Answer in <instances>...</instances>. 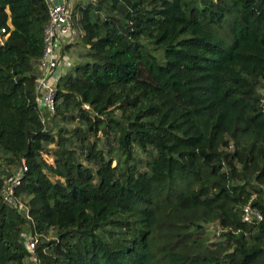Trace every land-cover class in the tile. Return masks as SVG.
Here are the masks:
<instances>
[{
    "label": "trees",
    "instance_id": "1",
    "mask_svg": "<svg viewBox=\"0 0 264 264\" xmlns=\"http://www.w3.org/2000/svg\"><path fill=\"white\" fill-rule=\"evenodd\" d=\"M71 10L79 35L56 50L81 61L49 113L47 6L0 0V264H264V0ZM23 161L28 218L1 195ZM247 205L260 221H242Z\"/></svg>",
    "mask_w": 264,
    "mask_h": 264
},
{
    "label": "built area",
    "instance_id": "2",
    "mask_svg": "<svg viewBox=\"0 0 264 264\" xmlns=\"http://www.w3.org/2000/svg\"><path fill=\"white\" fill-rule=\"evenodd\" d=\"M44 2L47 6V21L44 24L42 55L38 61L36 99L40 108L53 113L56 105V83L62 73L60 64L64 59L56 48L65 42L66 39L77 37L79 33L73 25L69 0H44ZM4 33L5 29H2L0 43L3 41L1 34ZM260 94L264 99V89L261 90ZM26 170L27 166L23 161L21 172L5 183L1 190V195L6 205L22 210L28 218V208L15 197V190L20 185L21 175ZM261 219V214L255 208L249 205L244 208L242 215L243 222L250 223L254 220L260 221ZM221 232V230L216 231L215 236H218ZM37 242V236L29 234L25 243L26 249L28 251L34 250Z\"/></svg>",
    "mask_w": 264,
    "mask_h": 264
},
{
    "label": "rangeland",
    "instance_id": "3",
    "mask_svg": "<svg viewBox=\"0 0 264 264\" xmlns=\"http://www.w3.org/2000/svg\"><path fill=\"white\" fill-rule=\"evenodd\" d=\"M85 1L86 0H69L70 8H72L73 5L76 4V3H78V2H85ZM63 57H64V59L62 60V62L60 64V67L63 70V72L65 71L64 74L67 73V72H69V71H72V69L74 68V66L76 64L80 63V61H81V58H78L79 60L78 59L72 60L71 59V55L69 53H66L65 56L63 54ZM73 125L74 124H69V125H67V127L70 129V128L73 127ZM53 148H54V144H50L49 147H48V149H53ZM4 165L5 164H4L3 156L0 155V167H2ZM7 171L10 172V173H15V175H18L21 172L20 167H18V166L17 167H10V169L7 170ZM3 179H5V176L3 177ZM6 179L4 180L5 183H7L10 178H8L7 180ZM19 201H21V199H19ZM216 229H211V231H209L206 234V237H208L209 239L217 238L216 236H214L216 234ZM28 235H29V233L24 234L25 243L27 241ZM55 239H56V237L54 235H52V234H50L46 238L47 241H50V240L53 241ZM24 264H37V261L35 260V258L29 257V258H26L25 259Z\"/></svg>",
    "mask_w": 264,
    "mask_h": 264
},
{
    "label": "crops",
    "instance_id": "4",
    "mask_svg": "<svg viewBox=\"0 0 264 264\" xmlns=\"http://www.w3.org/2000/svg\"><path fill=\"white\" fill-rule=\"evenodd\" d=\"M63 72V71H62Z\"/></svg>",
    "mask_w": 264,
    "mask_h": 264
}]
</instances>
